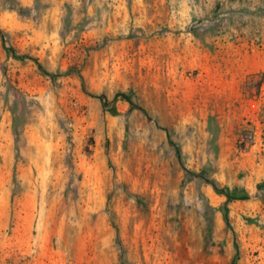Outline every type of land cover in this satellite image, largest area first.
Segmentation results:
<instances>
[{"label":"rangeland","instance_id":"obj_1","mask_svg":"<svg viewBox=\"0 0 264 264\" xmlns=\"http://www.w3.org/2000/svg\"><path fill=\"white\" fill-rule=\"evenodd\" d=\"M0 264H264V0H0Z\"/></svg>","mask_w":264,"mask_h":264},{"label":"crops","instance_id":"obj_2","mask_svg":"<svg viewBox=\"0 0 264 264\" xmlns=\"http://www.w3.org/2000/svg\"><path fill=\"white\" fill-rule=\"evenodd\" d=\"M219 79H221V81L226 82L227 85L224 86V88L229 87V89H228V90H229L228 93L231 94V93L233 92V91H232V88H231V83H232L231 80H233V79H232V76L230 77V79H228V77H227V78H224L223 75H222V77H220ZM215 80H216V79H215ZM224 88H223V89H224ZM220 90H221V89H220Z\"/></svg>","mask_w":264,"mask_h":264},{"label":"trees","instance_id":"obj_3","mask_svg":"<svg viewBox=\"0 0 264 264\" xmlns=\"http://www.w3.org/2000/svg\"><path fill=\"white\" fill-rule=\"evenodd\" d=\"M8 50L12 52V49L8 48ZM177 152H179V151L177 150ZM215 188H216V187H215ZM216 190H218V191H222V189H217V188H216Z\"/></svg>","mask_w":264,"mask_h":264}]
</instances>
